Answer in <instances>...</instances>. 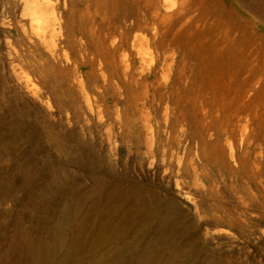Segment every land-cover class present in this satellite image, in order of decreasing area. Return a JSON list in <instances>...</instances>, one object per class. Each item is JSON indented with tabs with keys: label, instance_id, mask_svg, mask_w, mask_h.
I'll list each match as a JSON object with an SVG mask.
<instances>
[{
	"label": "rangeland",
	"instance_id": "374dc122",
	"mask_svg": "<svg viewBox=\"0 0 264 264\" xmlns=\"http://www.w3.org/2000/svg\"><path fill=\"white\" fill-rule=\"evenodd\" d=\"M20 1L0 0V264H264V235L257 239L234 203L207 196L202 202L206 221H200L195 194L161 167H152L140 143L128 147L118 129L116 142H110L105 128L96 125L90 135L86 121H75L61 109L62 75L51 58L45 57L41 79L30 67L16 66L27 42L18 27ZM114 1L77 0V5L116 18ZM186 2L188 11L167 33L185 47L180 59L194 55L192 86L182 96L235 102L246 114L252 81V129L264 139V20L243 8L233 29L214 16L202 20L198 0ZM181 4L165 0L163 9L173 13ZM135 35L150 41L148 31ZM234 37L239 75L232 86L230 73L209 76L200 60L231 53ZM60 54L61 60L70 56L67 49ZM143 59L154 63L151 45L143 48ZM89 71L83 70L91 87ZM106 98L109 106L118 103L110 91ZM197 129H189L196 138L183 145H195ZM206 154L214 170L226 173L220 149L207 147ZM190 175L186 171L184 178Z\"/></svg>",
	"mask_w": 264,
	"mask_h": 264
},
{
	"label": "bare ground",
	"instance_id": "6f19581e",
	"mask_svg": "<svg viewBox=\"0 0 264 264\" xmlns=\"http://www.w3.org/2000/svg\"><path fill=\"white\" fill-rule=\"evenodd\" d=\"M186 1L182 0L179 11L171 13L163 9L165 0H115L116 18H109L105 10L97 7L79 9L77 0H21L18 27L27 42L17 54L16 66L30 67L41 79L45 57L51 58L62 75L61 95L65 100L61 109L70 112L75 121H86L90 135L96 125L105 128L108 140L115 143L118 129L128 147L140 143L144 159L152 167H161L164 175L195 194L193 205L200 221H206L202 202L207 196L232 202L239 210V219L261 240L264 139L252 129L254 83L248 85L245 103L250 113L246 114L235 102L227 105L221 100L208 102L182 96L192 86L189 72L194 68L190 63L194 55L180 59L185 47L178 39H169L167 33L188 11ZM198 1L205 21L214 16L217 22H231L235 29L243 8L264 20V0ZM143 30L148 31L149 42L135 35ZM147 44L156 53L150 65L143 59ZM236 44L234 37L232 52L220 59L216 54L206 55L200 60L201 71L209 76L230 73L233 86L239 75ZM62 49L69 50L70 56L61 60ZM86 67L93 80L91 87L85 82ZM109 91L118 99L113 106L107 104ZM94 117L97 122L92 123ZM193 125L198 128L194 132L198 141L183 145L188 138L195 140L189 132ZM207 147L220 149L226 173L214 170L207 161ZM186 171L191 174L189 180L184 178Z\"/></svg>",
	"mask_w": 264,
	"mask_h": 264
}]
</instances>
